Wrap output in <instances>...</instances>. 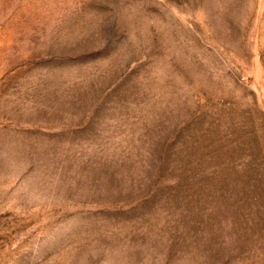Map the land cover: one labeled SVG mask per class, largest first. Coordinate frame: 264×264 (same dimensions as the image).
<instances>
[{"label": "rangeland", "instance_id": "374dc122", "mask_svg": "<svg viewBox=\"0 0 264 264\" xmlns=\"http://www.w3.org/2000/svg\"><path fill=\"white\" fill-rule=\"evenodd\" d=\"M0 264H264V0H0Z\"/></svg>", "mask_w": 264, "mask_h": 264}]
</instances>
